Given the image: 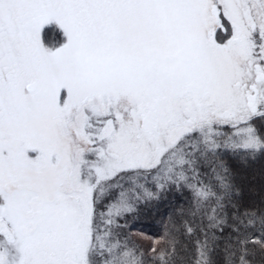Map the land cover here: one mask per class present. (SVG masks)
I'll return each instance as SVG.
<instances>
[{
	"label": "snow or ice",
	"instance_id": "6c2138e0",
	"mask_svg": "<svg viewBox=\"0 0 264 264\" xmlns=\"http://www.w3.org/2000/svg\"><path fill=\"white\" fill-rule=\"evenodd\" d=\"M250 178L264 0H0V264H264Z\"/></svg>",
	"mask_w": 264,
	"mask_h": 264
},
{
	"label": "trees",
	"instance_id": "16d2710c",
	"mask_svg": "<svg viewBox=\"0 0 264 264\" xmlns=\"http://www.w3.org/2000/svg\"><path fill=\"white\" fill-rule=\"evenodd\" d=\"M248 171H249V175H251L252 174L251 169H249ZM250 185L255 186L261 194H264V188L261 187V181L259 180V178H257V180H251L250 178ZM255 200L258 202L260 200V195H257L255 197ZM177 264H179L178 261ZM188 264H191V261H189Z\"/></svg>",
	"mask_w": 264,
	"mask_h": 264
}]
</instances>
